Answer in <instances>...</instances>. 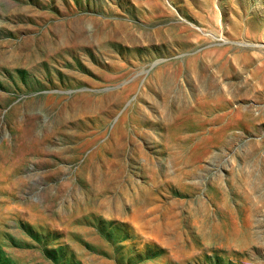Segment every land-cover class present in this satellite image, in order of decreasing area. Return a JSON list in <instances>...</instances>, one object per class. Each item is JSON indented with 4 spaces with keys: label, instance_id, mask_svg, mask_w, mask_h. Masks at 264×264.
Segmentation results:
<instances>
[{
    "label": "rangeland",
    "instance_id": "obj_1",
    "mask_svg": "<svg viewBox=\"0 0 264 264\" xmlns=\"http://www.w3.org/2000/svg\"><path fill=\"white\" fill-rule=\"evenodd\" d=\"M0 264H264V0H0Z\"/></svg>",
    "mask_w": 264,
    "mask_h": 264
}]
</instances>
